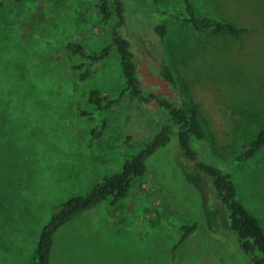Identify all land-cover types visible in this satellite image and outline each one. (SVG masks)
I'll list each match as a JSON object with an SVG mask.
<instances>
[{
  "label": "rangeland",
  "instance_id": "374dc122",
  "mask_svg": "<svg viewBox=\"0 0 264 264\" xmlns=\"http://www.w3.org/2000/svg\"><path fill=\"white\" fill-rule=\"evenodd\" d=\"M2 1L0 264H34L39 234L60 205L118 172L163 122L157 108L129 94L103 115L78 116L89 89L112 99L125 87L115 47L84 83L68 67L67 42L93 54L109 41L97 0ZM122 1L134 53L166 51L179 91L207 132L198 156L230 174L237 199L264 230V148L236 161L264 126V0H191L199 14L249 26L242 42L195 32L181 19L186 0ZM156 25L166 28L163 43ZM144 54L137 64L146 90L173 96ZM172 139L116 206L103 201L56 234L51 264H250L213 187ZM195 222L174 251L180 230Z\"/></svg>",
  "mask_w": 264,
  "mask_h": 264
},
{
  "label": "trees",
  "instance_id": "16d2710c",
  "mask_svg": "<svg viewBox=\"0 0 264 264\" xmlns=\"http://www.w3.org/2000/svg\"><path fill=\"white\" fill-rule=\"evenodd\" d=\"M13 1L16 3L22 0ZM149 1L155 5L158 0ZM185 2V12L181 19L195 32L204 36L230 37L242 42L243 37L251 31L249 26L229 19L199 14L191 0ZM3 6L4 3L0 0V8ZM96 9L102 25L108 30L109 41L100 51L93 54L88 53L84 46L76 40L67 42L65 51L69 62L68 67L76 74L78 82L84 83L99 68L100 63L110 56L112 48L115 47L125 79V87L117 98L112 99L97 89H89L83 104L77 109L78 116L89 118L97 112L103 115L119 103L126 94H129L142 107L149 104L157 108L162 114L163 123L152 140L132 157L126 159L118 172L105 176L102 182L95 185L87 194L71 197L60 205L39 234L34 264H51L56 234L75 218L103 201L108 200L111 206H116L126 196L132 183L146 174L148 159L169 145L173 140L172 136L176 139L180 154L191 164H195L202 179L211 184L216 197L225 207L226 223L236 236L240 252L246 256L250 264H264V230L257 219L248 213L237 199L236 186L230 174L198 156L196 146L207 141V132L196 108L189 105L179 91L172 66L165 57L166 51L161 52L155 48L142 51L139 50L141 48H135L134 53L130 41L134 36L124 35L126 18L122 0H97ZM152 32L161 43L165 41L167 35L164 25H156ZM144 53L151 54L148 55L150 62L153 63L155 60L159 67L156 74L171 88L173 96L146 90L140 78V66L137 64L141 63L142 54L145 56ZM105 125L106 120L102 117L99 126L101 131ZM100 130L95 131V136L100 134ZM262 148H264V126L259 127L254 133L236 161L248 160ZM196 227L197 222L184 226L180 230L174 244V251L196 230ZM174 258L175 253L173 252L172 259Z\"/></svg>",
  "mask_w": 264,
  "mask_h": 264
}]
</instances>
